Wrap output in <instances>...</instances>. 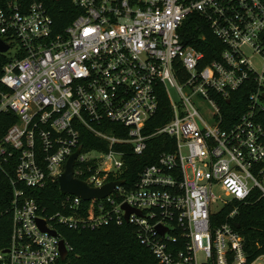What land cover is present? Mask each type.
Wrapping results in <instances>:
<instances>
[{
	"label": "built area",
	"instance_id": "2783aa9c",
	"mask_svg": "<svg viewBox=\"0 0 264 264\" xmlns=\"http://www.w3.org/2000/svg\"><path fill=\"white\" fill-rule=\"evenodd\" d=\"M70 1L81 14L61 33L41 0L0 10V40L10 47L1 53L0 115L16 116L0 140V170L13 169L14 193L0 264H64L65 231L125 224L159 264H264V255L248 260L230 223L212 221L232 202L264 198V0ZM196 23L223 46L219 57L206 61L188 44ZM247 85L245 112L228 121L222 101ZM162 97L166 123L153 128ZM162 135L173 149L126 187L128 155L143 156ZM78 150L77 179L96 189L124 184L102 200L28 197L59 183Z\"/></svg>",
	"mask_w": 264,
	"mask_h": 264
},
{
	"label": "trees",
	"instance_id": "16d2710c",
	"mask_svg": "<svg viewBox=\"0 0 264 264\" xmlns=\"http://www.w3.org/2000/svg\"><path fill=\"white\" fill-rule=\"evenodd\" d=\"M11 0H0V10L8 7ZM55 22V32L61 33L81 14V11L70 0H41ZM194 22V21H193ZM195 23V22H194ZM192 26L193 39L188 44L205 52L206 61L219 57V51L223 46L213 38L210 31L199 23ZM197 27L200 30L197 31ZM201 32V33H200ZM202 37H200V34ZM205 37V40L203 39ZM214 47L216 50L214 52ZM8 61L6 55L0 53V74L3 66ZM251 93L250 86H245L231 94L229 103L222 101L223 114L228 121H237L245 112L248 95ZM168 109L167 98L162 97L161 109L152 120V126L160 127L166 123L162 115ZM16 122L13 113L0 115V140L8 128ZM261 122L264 124V116ZM87 143L96 146L98 143L92 137L87 138ZM175 141L168 136L162 135L149 141L148 149L143 156L127 157V171L125 173L126 187H131L139 178V174L147 165L153 164L159 155L173 149ZM98 145V144H97ZM10 174L0 170V242L5 244L11 233L12 218L7 213L13 199V187ZM28 197L37 198L40 203L48 205L63 197L59 183H49L45 189L27 190ZM256 195L247 202H232L221 212L212 217L214 225L230 223L233 229L239 233L245 243V251L249 261L260 255H264V198ZM233 217L230 215L235 212ZM137 230L129 224L121 227L109 225L94 231H65L64 238L72 247L64 264H159L149 249L143 246L137 239ZM0 245V246H2Z\"/></svg>",
	"mask_w": 264,
	"mask_h": 264
},
{
	"label": "water",
	"instance_id": "95a60500",
	"mask_svg": "<svg viewBox=\"0 0 264 264\" xmlns=\"http://www.w3.org/2000/svg\"><path fill=\"white\" fill-rule=\"evenodd\" d=\"M9 49L10 47L7 44H5L2 40H0V53H7ZM79 152L80 150H78L71 157V159L69 160L66 166L65 172L59 177V187L62 195H74L82 198L85 201H90L93 199L102 200L107 198L110 194L115 193V189L117 186H121L124 184L122 182L108 183L104 187L96 189L88 186L82 180L77 179L74 176V163ZM123 209L127 213L126 221H128L129 215L132 212V210L126 205L123 206ZM38 223L43 230H47L46 225L43 221H38ZM159 232L161 234H164L165 229L159 227ZM51 233L53 235H56V232L54 231H51ZM61 255H62V261L66 262L68 257V252L63 242H61Z\"/></svg>",
	"mask_w": 264,
	"mask_h": 264
},
{
	"label": "rangeland",
	"instance_id": "374dc122",
	"mask_svg": "<svg viewBox=\"0 0 264 264\" xmlns=\"http://www.w3.org/2000/svg\"><path fill=\"white\" fill-rule=\"evenodd\" d=\"M258 61H259V60H256V62H258ZM258 65H259V64L257 63V66H258ZM171 94H172V97L174 98V100H175V101H178V95H177L174 91H172V90H171ZM217 191H218V195H219L221 198H223V199H227V200H230V198H226V197H225L224 193H223L220 189H217ZM222 208H223V205H222L221 203L215 204V205L213 206V209H214L215 212L220 211ZM198 260H199L200 263L206 262V258H205V256H204L203 254H199V255H198Z\"/></svg>",
	"mask_w": 264,
	"mask_h": 264
}]
</instances>
